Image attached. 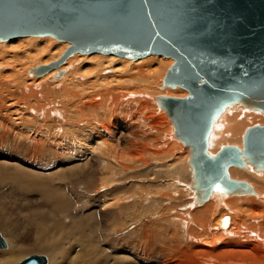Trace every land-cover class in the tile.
I'll return each instance as SVG.
<instances>
[{
    "label": "bare ground",
    "instance_id": "bare-ground-1",
    "mask_svg": "<svg viewBox=\"0 0 264 264\" xmlns=\"http://www.w3.org/2000/svg\"><path fill=\"white\" fill-rule=\"evenodd\" d=\"M68 44V42L58 41L48 35L19 36L10 40H0V129L12 130L11 125L8 127L9 124L4 122V113L9 112L8 103L12 102L13 106L15 104L22 105L31 119L36 118L42 122L38 130L44 128L45 131H49V136L58 133V136H52L57 145L67 146L68 141L77 142L88 138V132L93 133L92 142L102 135L108 137L102 142L96 143L97 151L105 165L102 167L103 175L98 178L97 186L107 189L131 174H137L136 180L139 182L138 178H140L139 185L143 183L142 186L145 190H139V186H137L140 193L138 192L134 197H128L126 193L125 197L120 198L105 197L102 201L104 208H113L121 204V209L128 211L126 203L131 200L150 198L152 203L157 202L159 205H164L165 211L151 220L157 222L156 225L167 224L160 229L166 240H173L178 235L180 236L179 231H181L184 240L191 243V246L183 248L181 254L177 256L178 259L181 256L184 257L180 264H264V173H262L264 169L255 170L254 166L249 163H246L245 168L238 166L228 168L229 178L246 182L252 187L254 194L228 195L224 192L213 191L206 202L202 204L197 202L199 192L193 187V168L189 162V157L193 154V147L191 146V149L174 135L170 115L159 105L161 96L176 97V95L159 93L165 89L171 90V92L175 89L183 90L181 94H178L181 96L178 98L188 95L187 90L179 86L163 87V80L175 63V57L149 55L156 57L146 56L133 60L115 54L75 52L61 63L63 64L67 60L64 63L65 66L73 65L75 61L79 60V65L73 67L71 73L63 76L60 72L62 66L52 72V75L59 72L60 76H57L58 74L56 76L61 80L57 79V82L56 80L53 82L47 81V79H32L34 76L45 74L53 67L57 68L60 64L39 74L37 69L39 66L45 65H36L42 62L47 63L48 59L58 58ZM75 54L98 55L78 57ZM71 56L75 57L68 60ZM128 60L138 63L133 65ZM83 61L85 63L80 65V62ZM30 68H32L30 73L34 75H32L33 77L28 74ZM31 79L33 82L28 87L26 83ZM36 81L39 83L43 81V83L40 85V90L37 89L39 90L37 93H32L33 91L29 89L37 85ZM157 92L160 95L153 97V100L164 114L161 118H156L157 124H165L167 118L172 126H168V130L165 131L168 136H164L165 133L161 131V128L156 130L151 123L155 116L150 108L159 111L151 100ZM263 118L264 114L259 110L241 105L226 108L213 124L208 137V149L211 154L208 149L207 152L210 155H215L217 150H220L225 144H232L229 146H237L242 150L241 141L246 127L252 125V121L255 123L259 121L260 125L264 124ZM114 120L117 121L114 122ZM114 133L119 137L116 138ZM142 134H144L145 140H151V146L157 147L156 151H150L148 144L140 145L138 143ZM36 136L46 138V135L41 132H38ZM163 137L170 140L168 144L171 147L169 148L171 150L164 153H162V149L166 143L159 141ZM128 138H133L130 139L129 145L133 149L119 152L117 143L121 139L127 140ZM177 140L182 145V150L188 154L180 153L181 145ZM33 143L37 146L35 140ZM65 153L74 154L67 149ZM176 154L181 156L174 161V165L165 162L162 163L163 167H160L155 164V160H159L165 155L174 158ZM5 167L8 165L5 164ZM7 169H12L9 174L19 171L28 173L29 181L46 179L40 174L29 173L23 162H18L12 168ZM51 170L52 168L49 169L48 179L57 184L56 188L59 191L55 190V193L59 192L60 197L70 201L72 193L67 185L83 180L90 183L94 179L93 173L95 172L91 158L86 154H83L76 164L70 165L69 170L58 167ZM248 171L262 173V176L254 175ZM186 186L192 190L191 197L185 190ZM142 193L144 194L142 195ZM244 196L255 197L250 199V197ZM151 201L147 205L148 207H141L140 216L155 213ZM98 215L94 227L107 229L108 222L104 212L100 210ZM225 216L226 220H224ZM120 225L121 223H114L111 227L116 229ZM172 226L176 228L172 229ZM1 227L5 229L4 225ZM35 230L38 231V238L30 248L35 246V251L51 255L32 254L20 260L23 254L13 244V234L10 230L6 233L5 239L0 234L6 245L4 248H0V250H5L0 251V264L15 262H17L15 264H19L34 255L44 257L47 260L46 264H143L132 252L122 250L128 245L119 244V251H113L112 245L108 242L109 239L101 235L87 237L89 241L85 242L81 241L80 232L71 230L69 233L63 226L56 229L55 226L51 228L37 224ZM154 236V232L150 230L149 246H152ZM70 240H72L73 247L68 245L64 248ZM177 242L180 244L178 237ZM90 247H92V251L87 252ZM129 247L131 249L130 244ZM174 247L170 249L171 253H175ZM7 249L9 250L7 251ZM141 250L140 247L138 251ZM146 257L145 255L144 258ZM173 259L174 256L161 259L160 264H178Z\"/></svg>",
    "mask_w": 264,
    "mask_h": 264
},
{
    "label": "water",
    "instance_id": "water-1",
    "mask_svg": "<svg viewBox=\"0 0 264 264\" xmlns=\"http://www.w3.org/2000/svg\"><path fill=\"white\" fill-rule=\"evenodd\" d=\"M47 35L70 46L60 60L39 66V74L75 52L133 60L174 56L163 87L179 86L188 95L161 96L159 105L170 115L174 135L193 147L197 202L213 191L254 194L227 171L246 163L264 169V124L245 129L242 150L224 146L210 155L207 149L226 108L241 105L264 114V0H0V40ZM5 246L0 236V248ZM46 261L34 255L19 264Z\"/></svg>",
    "mask_w": 264,
    "mask_h": 264
},
{
    "label": "rangeland",
    "instance_id": "rangeland-1",
    "mask_svg": "<svg viewBox=\"0 0 264 264\" xmlns=\"http://www.w3.org/2000/svg\"><path fill=\"white\" fill-rule=\"evenodd\" d=\"M58 44H67V43H58ZM67 47L62 51V53L58 58H55L53 60L48 59L49 62L47 63L42 62L41 64H38L36 66L50 65L56 62L62 56L63 52L67 49ZM77 55L78 57L79 56L87 57L98 54H91V55L75 54V56ZM75 56L69 57L68 60L70 58L71 59L74 58ZM149 57H156V56H149ZM66 61L64 63H66ZM78 61L79 60L75 61L77 63L74 62L73 64L74 66L73 65L65 66L64 63L60 64L57 68L53 67L48 72H46L41 76H34L33 74H31L30 70L32 68H30L28 70V74L31 76L33 75L35 78L32 76L33 77L32 79L34 80L47 79V81L55 82L56 80L57 82V79L61 80V78L57 77L58 76L57 74L59 72L53 75L52 72L62 66L63 68L60 72H62L63 76L67 75L68 73H71L73 67H77V65H79ZM128 61L129 62L131 61L133 65L138 63V62H133L132 60H128ZM83 63L85 62L84 61L80 62V65ZM53 77L54 79H52ZM32 79L29 80V82H27L28 84L26 83L28 87L31 86V82H33ZM41 83H43V81H41ZM41 83L36 81L35 84L37 85L33 88L31 87L29 90L33 91L32 93H37V91L40 90ZM165 90L164 91L160 90L161 92L159 93L160 94L166 93V95H170V96L176 95V97H181L178 94H181V92L183 91L181 89L180 90L175 89L176 91L172 90L173 92H171V90L168 89ZM157 93H155L151 98L153 102H154L153 97L160 95L159 93L158 94ZM154 104L156 105L157 109L160 112L153 108H150V110L153 112L155 116V118L154 117L152 118L151 123L153 124L156 130L161 128V131L165 133V131L168 130V126H171V124L168 122L166 117H165L166 118L165 124L163 125L157 124L158 120L156 118L159 117L161 118V116H164V114L158 108L155 102ZM8 105H9L8 106L9 112L4 113V122L5 124H9L7 125L8 127L11 125L10 128L12 130L0 129V139H1L0 141V160H1L0 161V234L5 239L6 233L10 230L12 231L13 234L12 242L16 247L19 248L21 254H23L20 260L32 254H43L46 256L51 255L49 253L44 254L35 251V246L30 248L33 242L35 241V239L38 238V234H37L38 231L35 230V225L40 224L41 226L51 227V228L55 226L56 229L59 226H63L64 228H66L67 232L69 233H71V230H76L80 232V234L82 235L80 237L81 241H85V242L89 241L87 237H93V236L95 237L97 235L107 237L109 239L108 242L112 245L113 251H119L118 248L119 244L128 245L127 248L124 247L122 248V250L132 252V254L138 259H140L143 264H160L161 259L167 258L169 256H174L173 261H176L178 264H180L183 261L184 257L181 256L178 259L177 256L181 254V250L183 248H187L191 246L190 242L184 240L182 236L183 232L179 231V234L181 235L177 236L178 239L180 240V244H178L179 241L177 242V237H175L173 240L168 241L166 240L165 236L162 234L160 230L164 226H167V224L156 225L157 222L151 220L165 211L164 205H159L157 202L152 203L150 198L145 200H131L130 202L126 203L127 207L129 208L128 211L122 210L120 207L121 204L113 208L103 207L102 201L104 200L105 197L120 198V197H125V193L128 197H134L135 195L138 194L140 189L145 190V188L142 186L144 185L143 183L139 185L140 178H138L139 182H137L136 180L137 174H131L130 176L122 179L118 184L113 185L107 189H104L105 187L100 188L99 186H97V184L99 183L98 178L101 175H103V171H101L102 167H104L105 165L102 163L103 158L99 155V152L97 151L98 148H96L97 145L96 143L102 142V140L108 137L102 135L98 137L96 141L92 142L93 133L88 132L89 135L88 138L78 140L77 142L68 141L67 146H63V144L57 145L54 143L53 138L55 136H58L59 135L58 133L49 136V131H45L44 128L38 130V127L39 125L42 124V122L36 118L31 119V117L27 114V111L24 109L22 105L15 104L13 106L12 102L8 103ZM115 121L117 120H114V122ZM49 124H50V119H49ZM255 124H260V122L258 121L257 123H255L254 121H252V125ZM15 128L16 130H13ZM38 132L44 133L46 135V138H41V137L39 138V136H36ZM166 135L168 136L167 133L164 134V136ZM114 136L116 138L119 137L116 133H114ZM143 136L144 134L141 135V139L139 140L138 143L140 145H143L142 143L148 144L150 151H156L157 147L154 145L151 146V140H145ZM130 139L133 138H128L127 140L121 139L118 143L114 140V142L117 143V149L119 152L131 151V149H133L132 147L129 146ZM34 140L36 141L37 146L34 145L33 143ZM159 141L166 143L164 149H162V153L171 150L169 149L171 147L168 144L170 141L169 139L163 137ZM229 145L232 144H225L223 146H229ZM66 149L67 151L74 152V154L71 155L65 153ZM58 152L59 154H57ZM180 153L188 154L187 152L182 150V145H181ZM83 154L84 155L86 154L91 158V162L95 168V172L93 173L94 179L90 183H86V181L83 180L84 182L82 181V182H75L73 184H68L67 186L70 192L72 193V196H70L72 200L70 201L67 200L66 198L60 197L59 192L56 191L55 193V190H58L56 188L57 184L49 181L48 179L49 169L52 168L53 170L55 167H58L64 170H69L70 165L76 164L81 159ZM180 156H181L180 154H176V156L172 158L171 156L165 155V157L163 156L161 159L155 160V164L160 167H163L162 163L165 162L168 163L169 165L170 164L174 165V161L178 159ZM15 162L25 163L26 170L29 171V173L30 172L35 173V175L40 174L46 179L41 178V180L29 181L27 177L28 173L22 171H19L18 173H14V174L13 173L9 174L12 171V169H7V168H12L14 165H16ZM5 164H7L8 167H5ZM248 172H251L257 176H262V173H264V172L256 173L253 171H248ZM47 179L49 182L47 181ZM137 186H139L138 187L139 190L137 189ZM185 190L189 192L191 197L192 190H190L188 186H186ZM144 193H142V195ZM244 197H250L251 199L252 197L255 196H244ZM150 201L153 205L152 207L155 210V213L153 215L149 214V215L140 216L139 211L141 210V207H148L147 205L150 203ZM100 210L104 212L105 218L107 219L108 222L107 229L94 227L95 221H97V216H99L98 211ZM114 223L116 224L121 223V225L116 229H114L113 227H111L112 225H114ZM1 225H4L5 229H3L4 227H1ZM174 228L176 227L172 226V229ZM150 230H152L155 234L154 236L155 239L153 240L152 246H149ZM72 244H73L72 240H70L65 244L64 248ZM129 244L131 245V249L129 247ZM172 244L175 245L177 248L174 247ZM37 245L39 246V244ZM69 247H73V245ZM140 247L142 248V250L138 251ZM173 247L175 253L170 252V249H172ZM8 250L9 249H7V251ZM0 251H5V250L2 249ZM91 251H92V247H90L89 251L87 252H91ZM145 255L147 256L146 258H144Z\"/></svg>",
    "mask_w": 264,
    "mask_h": 264
}]
</instances>
